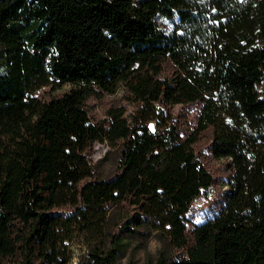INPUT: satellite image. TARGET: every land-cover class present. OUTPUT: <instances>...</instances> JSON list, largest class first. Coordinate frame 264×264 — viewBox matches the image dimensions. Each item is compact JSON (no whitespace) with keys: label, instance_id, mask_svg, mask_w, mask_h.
<instances>
[{"label":"trees","instance_id":"1","mask_svg":"<svg viewBox=\"0 0 264 264\" xmlns=\"http://www.w3.org/2000/svg\"><path fill=\"white\" fill-rule=\"evenodd\" d=\"M262 83L264 0H0V264H68L72 226L99 236L116 215L109 245L77 264H116L152 229L149 264H264ZM120 87L132 112L109 103L92 120L86 101ZM97 141L120 148L106 176Z\"/></svg>","mask_w":264,"mask_h":264},{"label":"rangeland","instance_id":"2","mask_svg":"<svg viewBox=\"0 0 264 264\" xmlns=\"http://www.w3.org/2000/svg\"><path fill=\"white\" fill-rule=\"evenodd\" d=\"M72 86V83H65L59 90H65ZM47 87L38 90L41 93ZM261 93L264 94V83L258 86ZM109 103L117 105H125L126 113L129 114L134 109L135 105L122 98V88H118L115 93L104 94L103 98H89L86 101L89 114L92 120H100L106 116V107ZM179 106L174 107V111L178 110ZM199 112V107L196 106L190 111V118L193 123L196 122V117ZM120 154L118 145H110L106 142H94L93 153L91 155L92 162L95 165L96 172L100 176H106L114 170ZM200 158L211 169L219 180H223L226 175L224 161H217L212 157V154L203 148L200 153ZM226 186L223 184H215L207 191L198 195L192 202L193 208L191 212L190 224L193 226L207 216L216 211V205L213 202L214 196L224 190ZM116 206H112L109 211L114 212ZM118 211V210H117ZM119 215L110 218L108 223L103 226V231L99 236L90 233L80 223H75L70 229L69 236L62 242V247L66 257L69 259L68 264H77L83 260L89 250L95 245L107 246L110 243L109 231L112 229L115 222H120ZM163 248V239L159 231L152 229L146 239L140 237H127L124 239L122 251L118 254L116 264H149L154 261L158 253ZM168 255L176 258L181 257L180 253L174 251H166ZM174 254V255H173Z\"/></svg>","mask_w":264,"mask_h":264}]
</instances>
